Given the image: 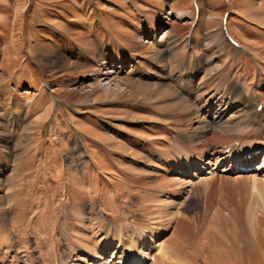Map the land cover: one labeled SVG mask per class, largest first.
Returning a JSON list of instances; mask_svg holds the SVG:
<instances>
[{"label":"rangeland","instance_id":"374dc122","mask_svg":"<svg viewBox=\"0 0 264 264\" xmlns=\"http://www.w3.org/2000/svg\"><path fill=\"white\" fill-rule=\"evenodd\" d=\"M263 166L264 0H0V264H264Z\"/></svg>","mask_w":264,"mask_h":264},{"label":"bare ground","instance_id":"6f19581e","mask_svg":"<svg viewBox=\"0 0 264 264\" xmlns=\"http://www.w3.org/2000/svg\"><path fill=\"white\" fill-rule=\"evenodd\" d=\"M247 141V140H246ZM231 144V143H230ZM250 144V143H249ZM252 144H253V142H252ZM248 145L247 144V149L246 148H244V150L246 149V151H241L240 153H236L235 151H236V149L234 148V150H232V151H230V150H228L229 149V147H226V149H225V151L223 152L224 153V155H223V158H224V160L225 161H228L229 159H230V161H232L231 163H232V165H231V167H240L239 166V164H240V162L242 161L241 159H242V157H244V160L245 159H249V155L251 156V153H256L257 152V149H258V147H255L254 145ZM229 145V144H228ZM244 145V144H243ZM242 145V146H243ZM246 145V144H245ZM257 146V145H256ZM244 147V146H243ZM246 147V146H245ZM240 148H242V147H240ZM259 150V149H258ZM258 154V153H257ZM242 164V163H241ZM240 164V165H241ZM191 165L192 164H190L189 165V167L191 168ZM260 166V165H259ZM209 167V166H208ZM205 169V166H199V170L200 171H203ZM232 168H230L229 170H231ZM258 169V171H263L264 170V166L263 167H258L257 168ZM226 170H228V169H226ZM223 171V170H222ZM225 171V170H224ZM196 176V175H195ZM226 219H220V221L218 222V227H219V229H221V231H222V233L223 234H225L226 232H227V225H226ZM156 236V235H155ZM206 243L204 244V245H201V241L200 240H198L197 242H195V245L197 244V246H198V249L200 250V251H203L204 252V254L206 253V255H208L209 253H212V252H214V251H217V252H219V250L221 251V250H224L223 249V247H225V248H227L226 246L228 245L227 243H228V241H220L219 243H216L214 240L212 241V240H210V239H206V241H205ZM194 245V246H195ZM231 247L232 246H230V247H228L229 248V250H233V248L231 249ZM197 250V249H196ZM229 250L227 251V252H229ZM199 252V251H198ZM234 252V251H233ZM129 254H128V260H129V263L130 264H143L144 262H145V260H143V259H141L138 255H136L133 251H129L128 252ZM223 253H224V251H223ZM228 254V253H227ZM250 254V253H249ZM220 255V254H219ZM126 257V256H125ZM97 258H99V257H97ZM96 258V259H97ZM239 259V258H238ZM126 260V259H125ZM96 261V260H95ZM125 264V263H124Z\"/></svg>","mask_w":264,"mask_h":264}]
</instances>
